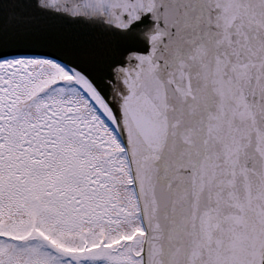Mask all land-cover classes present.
<instances>
[{
	"label": "snow or ice",
	"instance_id": "snow-or-ice-1",
	"mask_svg": "<svg viewBox=\"0 0 264 264\" xmlns=\"http://www.w3.org/2000/svg\"><path fill=\"white\" fill-rule=\"evenodd\" d=\"M0 264H264V0H0Z\"/></svg>",
	"mask_w": 264,
	"mask_h": 264
},
{
	"label": "water",
	"instance_id": "water-1",
	"mask_svg": "<svg viewBox=\"0 0 264 264\" xmlns=\"http://www.w3.org/2000/svg\"><path fill=\"white\" fill-rule=\"evenodd\" d=\"M68 31L70 32H81V33H86L89 30L80 26H71V25H65Z\"/></svg>",
	"mask_w": 264,
	"mask_h": 264
}]
</instances>
